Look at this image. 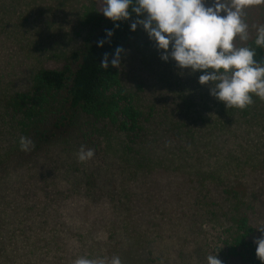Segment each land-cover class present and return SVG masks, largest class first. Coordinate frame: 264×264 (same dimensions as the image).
<instances>
[{"label":"trees","instance_id":"trees-1","mask_svg":"<svg viewBox=\"0 0 264 264\" xmlns=\"http://www.w3.org/2000/svg\"><path fill=\"white\" fill-rule=\"evenodd\" d=\"M103 7L74 70L42 67L24 89L0 90V175L25 170L32 181L9 204L0 199V264H48V248L70 229L64 212L80 206L90 234L106 224L109 241L126 238L117 250L137 245L151 264H178L174 248L182 259L186 245L208 248L207 235L222 264H264L253 243L264 227V100L252 94L246 108H227L198 82L204 70L188 80L197 99L149 96L122 59L100 66L105 52L128 44L137 18L114 27ZM106 29L113 35L98 47ZM255 37L237 47L255 48L264 63ZM21 136L35 147L21 151ZM51 144L57 154H48ZM82 146L94 156L79 160ZM199 253L200 261L210 255Z\"/></svg>","mask_w":264,"mask_h":264},{"label":"rangeland","instance_id":"rangeland-1","mask_svg":"<svg viewBox=\"0 0 264 264\" xmlns=\"http://www.w3.org/2000/svg\"><path fill=\"white\" fill-rule=\"evenodd\" d=\"M103 4L104 0H0V90L6 93L24 89L31 75L42 67L59 68L67 63L74 70L86 48L88 29ZM210 5L211 0H206V6ZM243 19L249 26V36H252L256 33V26L264 24V4L248 6ZM240 43L238 36L234 38L236 47ZM124 49L126 54H122L121 59L125 67L135 68V74L144 81L149 96L178 101L181 93H184L196 98L193 85L190 87L191 83L188 82L193 72L187 68L178 69L171 59L167 62L162 60L155 42L149 39L142 26H137ZM57 151L56 144L48 147V154H57ZM62 158L66 157L63 155ZM30 173L14 170L1 174V201L9 204L13 198L24 193L32 183ZM77 200L75 197L73 202L77 203ZM70 211H65V219L62 218L70 228L61 232L65 245L48 248V264H75L80 257H87L97 264L100 261L111 264L113 257H119L121 264H151L143 258L137 245L131 249L124 247L123 251L117 250L118 238L121 241L125 236H111L115 242L109 241L106 224L104 230L90 234V228L86 226L91 224L82 218L88 213L81 206ZM211 237L207 235L208 248L203 244L200 249L196 244L186 245L182 259L175 253L180 249L174 248L171 252L174 255L172 262L184 264L187 259L189 262L207 264L205 254H210L209 244L215 245ZM200 251L205 255L204 261H200L204 256L197 259Z\"/></svg>","mask_w":264,"mask_h":264},{"label":"clouds","instance_id":"clouds-1","mask_svg":"<svg viewBox=\"0 0 264 264\" xmlns=\"http://www.w3.org/2000/svg\"><path fill=\"white\" fill-rule=\"evenodd\" d=\"M264 0H104L103 15L114 22L136 19L130 24L135 31L142 26L164 61L175 62L178 69L190 72L204 70L198 77L201 85L209 86L210 95L225 103L227 108L244 109L253 103V95L264 100V63L254 59L256 49L250 46L236 47L234 38L249 39L248 24L244 21L245 9ZM223 13V15H222ZM106 37L97 41L102 47L113 35L106 29ZM256 47H264V24L256 26ZM126 50L117 46L112 53L105 52L100 62L103 69L109 64L121 66ZM111 56V59L109 57ZM34 142L25 136L19 138L21 151H30ZM94 156V150L83 146L78 153L81 161ZM261 236L255 238V255L264 262V227L258 228ZM75 264H97L87 257H80ZM99 264H104L100 261ZM111 264H121L113 257ZM207 264H222L216 252L207 257Z\"/></svg>","mask_w":264,"mask_h":264}]
</instances>
